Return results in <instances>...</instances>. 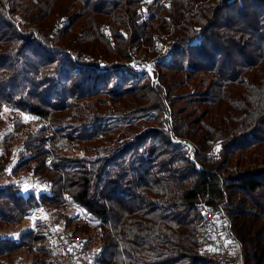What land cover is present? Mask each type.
Masks as SVG:
<instances>
[{
    "label": "trees",
    "instance_id": "obj_1",
    "mask_svg": "<svg viewBox=\"0 0 264 264\" xmlns=\"http://www.w3.org/2000/svg\"><path fill=\"white\" fill-rule=\"evenodd\" d=\"M5 108L0 264L47 254V223L3 231L68 202L79 264H218L206 209L264 264V0H0Z\"/></svg>",
    "mask_w": 264,
    "mask_h": 264
},
{
    "label": "rangeland",
    "instance_id": "obj_2",
    "mask_svg": "<svg viewBox=\"0 0 264 264\" xmlns=\"http://www.w3.org/2000/svg\"><path fill=\"white\" fill-rule=\"evenodd\" d=\"M146 70L153 75V67L151 65L147 66ZM9 113V109L5 108L4 121L0 123V151H3L2 145L5 133L10 132L13 129L12 118L9 117L12 113ZM17 117L25 123L27 128H35L41 124V121L37 117L25 112H17ZM15 137L13 147L16 151L21 142L22 132H17ZM34 179L33 176L29 177L28 180L24 182V185L31 186V180ZM33 183L37 186L40 185V182L36 180ZM70 215L74 216L76 222L84 218L89 219L81 208L68 202L67 206L62 208L46 209L42 207L35 209L21 223L8 226L3 232L11 237L18 238L23 231L30 228H36L39 223H47L51 226L50 230L56 233V236L53 240L50 239L48 243L50 247L47 254L40 252L37 248H32L30 250L22 248L11 257L7 264H79L83 259V255H80V249L77 251L76 248L82 247L83 243L81 242V239H83V237L79 236L81 235L80 230H77L76 233H74L69 229V223H67L66 218ZM218 230L221 236H223L222 241L225 243L229 262L231 264H244L240 248L243 244H236L231 238L229 230L226 228H222L218 225ZM73 235L76 237L71 238ZM211 238L213 239L212 241ZM211 238L208 239V242L205 241L204 249L209 250L211 254L218 259L219 247L216 241V233L214 231L212 232ZM213 242L214 244H212ZM39 257L42 259H38ZM86 257H89V253L86 254ZM35 258H37V260Z\"/></svg>",
    "mask_w": 264,
    "mask_h": 264
},
{
    "label": "built area",
    "instance_id": "obj_3",
    "mask_svg": "<svg viewBox=\"0 0 264 264\" xmlns=\"http://www.w3.org/2000/svg\"><path fill=\"white\" fill-rule=\"evenodd\" d=\"M189 150L193 151V146L189 145ZM203 206H205L203 202ZM207 210V216L209 219L212 220L213 222V231L216 233V241L218 243V259H219V264H231L229 262V259L227 257V251H226V246L225 243L222 241V237L219 230H218V225L215 223L214 220V215L210 209Z\"/></svg>",
    "mask_w": 264,
    "mask_h": 264
},
{
    "label": "snow or ice",
    "instance_id": "obj_4",
    "mask_svg": "<svg viewBox=\"0 0 264 264\" xmlns=\"http://www.w3.org/2000/svg\"><path fill=\"white\" fill-rule=\"evenodd\" d=\"M218 150V149H217Z\"/></svg>",
    "mask_w": 264,
    "mask_h": 264
}]
</instances>
